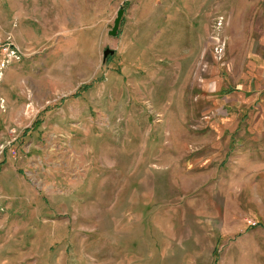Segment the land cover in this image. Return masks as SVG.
<instances>
[{
	"label": "rangeland",
	"instance_id": "1",
	"mask_svg": "<svg viewBox=\"0 0 264 264\" xmlns=\"http://www.w3.org/2000/svg\"><path fill=\"white\" fill-rule=\"evenodd\" d=\"M2 62L0 264H264V0H0Z\"/></svg>",
	"mask_w": 264,
	"mask_h": 264
},
{
	"label": "water",
	"instance_id": "2",
	"mask_svg": "<svg viewBox=\"0 0 264 264\" xmlns=\"http://www.w3.org/2000/svg\"><path fill=\"white\" fill-rule=\"evenodd\" d=\"M122 15V9H119L117 12H116V16H115V19L113 20V23H112V26H111V29L107 32V35L108 36H111L113 37L117 31V28H118V25H119V22H120V17ZM112 51L111 50H108V49H105L103 52H102V61L105 60V57L107 55H112Z\"/></svg>",
	"mask_w": 264,
	"mask_h": 264
},
{
	"label": "crops",
	"instance_id": "3",
	"mask_svg": "<svg viewBox=\"0 0 264 264\" xmlns=\"http://www.w3.org/2000/svg\"><path fill=\"white\" fill-rule=\"evenodd\" d=\"M254 120L259 123L258 127L261 130V134L264 135V114L255 116Z\"/></svg>",
	"mask_w": 264,
	"mask_h": 264
},
{
	"label": "built area",
	"instance_id": "4",
	"mask_svg": "<svg viewBox=\"0 0 264 264\" xmlns=\"http://www.w3.org/2000/svg\"><path fill=\"white\" fill-rule=\"evenodd\" d=\"M11 53H14L13 51H11ZM4 62L0 63V68L3 66ZM1 146H0V154H1Z\"/></svg>",
	"mask_w": 264,
	"mask_h": 264
}]
</instances>
